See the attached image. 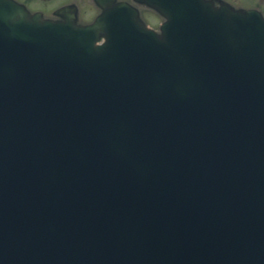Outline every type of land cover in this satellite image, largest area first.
Wrapping results in <instances>:
<instances>
[{"label":"water","instance_id":"1","mask_svg":"<svg viewBox=\"0 0 264 264\" xmlns=\"http://www.w3.org/2000/svg\"><path fill=\"white\" fill-rule=\"evenodd\" d=\"M147 1L161 35L125 4L80 29L0 0V264H264V18Z\"/></svg>","mask_w":264,"mask_h":264},{"label":"flooded vegetation","instance_id":"2","mask_svg":"<svg viewBox=\"0 0 264 264\" xmlns=\"http://www.w3.org/2000/svg\"><path fill=\"white\" fill-rule=\"evenodd\" d=\"M21 4H24L31 12L33 13H42L47 18L52 19H60L57 15L58 10L62 8H69L71 14L74 13V9H78L77 15L80 23L88 24L92 22L100 13V8L95 4L94 0H15ZM119 1H128L131 2L133 5L137 6L141 11V15L144 20L145 11L148 10L151 13L157 15V12L153 9L134 2V0H119ZM153 27L159 26V24L155 22L149 23Z\"/></svg>","mask_w":264,"mask_h":264},{"label":"rangeland","instance_id":"3","mask_svg":"<svg viewBox=\"0 0 264 264\" xmlns=\"http://www.w3.org/2000/svg\"><path fill=\"white\" fill-rule=\"evenodd\" d=\"M230 2L233 6L236 8H258L261 9L264 12V0H226ZM145 18L149 23L155 22L159 23L160 21H163V18H161L158 14H154L149 12L148 10L145 11L144 14ZM77 22H80L79 19L76 20Z\"/></svg>","mask_w":264,"mask_h":264}]
</instances>
